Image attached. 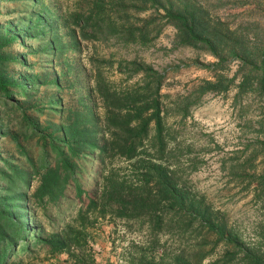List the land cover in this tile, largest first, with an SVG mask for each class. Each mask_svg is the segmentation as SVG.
Wrapping results in <instances>:
<instances>
[{
  "label": "rangeland",
  "instance_id": "1",
  "mask_svg": "<svg viewBox=\"0 0 264 264\" xmlns=\"http://www.w3.org/2000/svg\"><path fill=\"white\" fill-rule=\"evenodd\" d=\"M191 1L213 19L246 34L252 46H264V0ZM77 9L86 10V1L0 2L2 26L20 20L27 24L37 14L50 20L48 36L25 38L24 43L17 37L3 49L18 60L6 61L0 69L16 79L29 74L35 84L28 95L13 89V102L0 95V204L5 200L18 203L25 233L32 234L28 245L16 248L15 255L9 254L1 264H75L66 253L50 254L44 241L61 235L101 184L103 167L97 150L75 155L71 148L73 136H86L100 128L104 110L90 91L96 85L95 64L103 58L117 63L137 59L165 77L161 94L170 138L168 160L179 170L186 192L209 211L225 236L221 230H209L191 212L186 213L182 229L159 235L140 221L99 219L89 237L96 264L158 263L161 259L166 264L175 260L180 264H248L243 255L232 251L230 233L255 248L253 258L264 262V94L239 93L241 62L232 60L222 70H214L211 65L218 60L204 50L178 46L177 30L167 23L148 47L82 40L74 47L63 16ZM24 57L26 65L20 61ZM115 69L104 71L122 88L139 79L126 82ZM216 76L223 77L222 90L201 92L208 88L205 81L217 82ZM58 148L78 169L75 179L64 182L52 200L38 190L45 165L59 163ZM226 251L230 253L223 258Z\"/></svg>",
  "mask_w": 264,
  "mask_h": 264
},
{
  "label": "trees",
  "instance_id": "2",
  "mask_svg": "<svg viewBox=\"0 0 264 264\" xmlns=\"http://www.w3.org/2000/svg\"><path fill=\"white\" fill-rule=\"evenodd\" d=\"M38 1L33 0L36 5ZM78 1H86V10H78L81 8L78 4L75 13L68 12L63 16V26L72 46H80L82 40L100 43L115 41V45L124 47H148L159 38L167 23L177 30L178 46L204 50L214 56L218 60L211 65L214 70H222L224 64L232 60L240 61V94L249 90L264 94V46H252L246 34L213 19L206 9L193 1ZM26 22L20 20L0 25V68L4 67L6 61L18 60L3 50L14 39L18 37L23 42L25 38L48 36L46 29L50 20L46 16L37 14ZM55 37L56 34L52 32L50 39L54 40ZM50 50L54 55V42ZM20 61L25 65L27 63L26 57ZM103 64L108 66L104 67ZM94 68L96 85L90 92L97 102L102 103L104 115L98 121L100 128L97 132L73 136L71 151L76 155L77 152L97 150L103 176L99 188L73 223L67 225L61 235L44 241L49 253H66L75 264H96L89 239L90 229L99 219L106 218L124 222L140 221L148 224L153 234L159 235L182 229L186 213L191 212L209 230H221L220 234L225 236L223 227L215 224L209 211L186 192L179 170L168 160L170 138L166 132L161 94L165 77L153 66L137 59L117 63L103 58ZM105 68L115 69L126 82L137 77L139 79L122 88L111 82ZM222 79V76H218L215 83L205 81L208 88L201 92L207 89L221 91ZM34 84V78L29 74L16 79L0 69V95L6 101H14L11 99L13 89L19 88L24 95H28ZM93 101L97 107L95 99ZM56 151L59 163L54 167L45 165L38 190L52 200L58 196L64 182L69 178L75 179L78 169L66 152L60 148ZM19 209V204L12 200L0 204V264L10 255H15L16 248L28 245V239L32 236L25 233V222ZM228 243L232 245V251L243 255L248 264H251L250 260L254 264H264L260 257L253 258L255 248L247 247L237 236L230 233ZM228 253L226 251L223 258ZM140 264L166 263L161 259L158 263L150 261ZM171 264H180V261L175 260Z\"/></svg>",
  "mask_w": 264,
  "mask_h": 264
}]
</instances>
